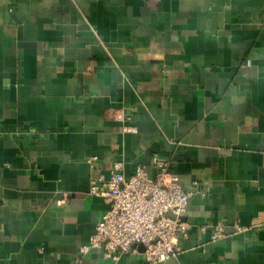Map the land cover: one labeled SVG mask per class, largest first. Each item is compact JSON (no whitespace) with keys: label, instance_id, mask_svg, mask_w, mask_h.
<instances>
[{"label":"crops","instance_id":"obj_1","mask_svg":"<svg viewBox=\"0 0 264 264\" xmlns=\"http://www.w3.org/2000/svg\"><path fill=\"white\" fill-rule=\"evenodd\" d=\"M154 157L192 193L158 264H264V0H0V264H112L92 181Z\"/></svg>","mask_w":264,"mask_h":264},{"label":"built area","instance_id":"obj_2","mask_svg":"<svg viewBox=\"0 0 264 264\" xmlns=\"http://www.w3.org/2000/svg\"><path fill=\"white\" fill-rule=\"evenodd\" d=\"M153 164L154 176L142 166L126 176L123 162H116L109 179L101 176L92 181L90 194L105 198L109 208L81 246L82 256L103 249L105 258L117 264L124 254L142 252L147 264H158L182 252L180 238L191 230L184 215L192 193L184 190L167 160L154 157ZM228 227L224 222L216 224L211 241L227 237ZM232 228L234 233L243 230L240 224Z\"/></svg>","mask_w":264,"mask_h":264}]
</instances>
